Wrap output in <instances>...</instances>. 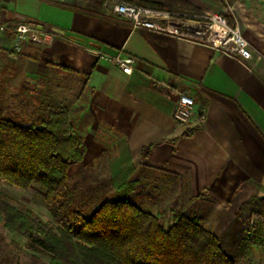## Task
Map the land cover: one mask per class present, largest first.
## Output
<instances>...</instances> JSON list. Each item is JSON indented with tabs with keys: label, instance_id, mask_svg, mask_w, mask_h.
I'll list each match as a JSON object with an SVG mask.
<instances>
[{
	"label": "crops",
	"instance_id": "crops-1",
	"mask_svg": "<svg viewBox=\"0 0 264 264\" xmlns=\"http://www.w3.org/2000/svg\"><path fill=\"white\" fill-rule=\"evenodd\" d=\"M190 1L203 13L228 9L217 0ZM238 3L239 25L255 52L250 61L167 31L134 27L107 0H0L6 37L27 22L24 17L42 26L39 41L20 47L31 50L24 51L30 74L40 78L44 67L63 78V93L72 94L68 107L86 151L70 166L71 175L88 167L117 188L156 171L177 178V190L186 176L188 193H204L200 202L211 204L223 228L244 202L264 196V0ZM119 51L135 58L131 74L115 62ZM51 75L46 93L56 99L58 91L48 88ZM180 91L196 103L188 125L173 116ZM194 127L191 135L167 140Z\"/></svg>",
	"mask_w": 264,
	"mask_h": 264
},
{
	"label": "trees",
	"instance_id": "trees-1",
	"mask_svg": "<svg viewBox=\"0 0 264 264\" xmlns=\"http://www.w3.org/2000/svg\"><path fill=\"white\" fill-rule=\"evenodd\" d=\"M126 1L187 15L203 13L189 0ZM196 130L167 140L174 143ZM153 145L143 147L142 154L147 156ZM85 151L83 134L67 105L51 111L40 125L0 116V180L23 189L38 183L60 235L35 236L29 217L3 192L0 213L5 214L9 230L24 232L51 251L52 264H236L253 247H264V196L244 202L221 236L183 201L170 205L172 222L166 226L161 213L153 214L133 200L140 179L114 188L107 177L88 167L71 175L70 166L82 161ZM193 199L203 200L205 194ZM62 251L69 261L59 259Z\"/></svg>",
	"mask_w": 264,
	"mask_h": 264
},
{
	"label": "rangeland",
	"instance_id": "rangeland-1",
	"mask_svg": "<svg viewBox=\"0 0 264 264\" xmlns=\"http://www.w3.org/2000/svg\"><path fill=\"white\" fill-rule=\"evenodd\" d=\"M217 1L228 8L223 14L230 21L240 23L243 5L238 3V0ZM107 2L111 3L112 8L114 7L115 2L113 0H107ZM169 12H172L170 16L174 21L182 23L205 14L187 15L186 13ZM241 30L244 33L245 28L241 27ZM4 31H0V116L11 117L21 123L33 122L40 125L42 121L49 119L51 111L60 108L62 105L69 106L72 101L70 99L72 94L63 93V78L52 76L44 67L41 69L40 78L33 77L29 71L28 55L24 54V51L29 53L31 50H20L21 45L20 47L15 45L14 34L16 30L13 27L11 31L6 33L8 37ZM6 40L11 41L9 46ZM32 41L27 40V42ZM46 53L42 52L39 56L45 57ZM48 75H51L49 81L54 82L48 88L58 91L56 99H52L50 94L46 93L48 86L46 76ZM68 84L69 82H67L66 87ZM181 181L182 188L177 190V178L155 171L148 175L131 196L141 208L161 213L166 226L172 222L169 212L170 205L175 201H183L190 211L204 216V223L221 236L226 228L216 225L217 214L213 211L211 204L193 199L194 195L187 191L186 176H183ZM0 192L8 194L11 203L29 217L35 227V236L43 237L47 233L60 235L58 226L46 207L43 191L38 183H33L29 188L23 189L0 180ZM251 252L250 255L237 259L236 264H264L263 246H255V251L252 249ZM63 253L62 251L60 254L62 259H59L69 261L66 254ZM52 258L51 251L31 240L26 233L9 230L5 226V214L0 213V264H52Z\"/></svg>",
	"mask_w": 264,
	"mask_h": 264
},
{
	"label": "built area",
	"instance_id": "built-area-1",
	"mask_svg": "<svg viewBox=\"0 0 264 264\" xmlns=\"http://www.w3.org/2000/svg\"><path fill=\"white\" fill-rule=\"evenodd\" d=\"M113 2H115L113 10L129 18L134 27L167 31L180 37L207 43L248 61L255 57L254 48L244 35L239 23L230 21L221 12L201 14L197 18L182 23L174 21L170 16L172 12L169 11L126 0H113ZM3 30H5V26L0 25V31ZM15 30V45L17 47L27 40L39 41L42 36L41 30L31 27L27 22L17 23ZM260 56L259 54L257 57ZM114 60L124 73H132L135 63V58L132 55L119 51L114 56ZM196 113L194 97L187 92H177L173 107L175 120L183 125H188L193 121Z\"/></svg>",
	"mask_w": 264,
	"mask_h": 264
},
{
	"label": "water",
	"instance_id": "water-1",
	"mask_svg": "<svg viewBox=\"0 0 264 264\" xmlns=\"http://www.w3.org/2000/svg\"><path fill=\"white\" fill-rule=\"evenodd\" d=\"M30 26L33 27V28H37V29H39V30L42 29V26H41V25H37V24H35V23H30Z\"/></svg>",
	"mask_w": 264,
	"mask_h": 264
}]
</instances>
